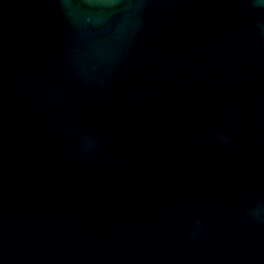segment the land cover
Segmentation results:
<instances>
[{
  "label": "water",
  "instance_id": "obj_1",
  "mask_svg": "<svg viewBox=\"0 0 264 264\" xmlns=\"http://www.w3.org/2000/svg\"><path fill=\"white\" fill-rule=\"evenodd\" d=\"M0 264H264V0H0Z\"/></svg>",
  "mask_w": 264,
  "mask_h": 264
}]
</instances>
